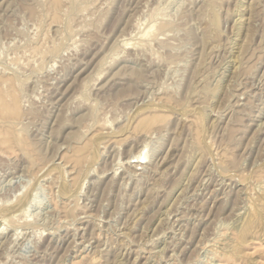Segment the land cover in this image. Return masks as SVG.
Segmentation results:
<instances>
[{
    "label": "rangeland",
    "instance_id": "374dc122",
    "mask_svg": "<svg viewBox=\"0 0 264 264\" xmlns=\"http://www.w3.org/2000/svg\"><path fill=\"white\" fill-rule=\"evenodd\" d=\"M0 111V264H264V0H0Z\"/></svg>",
    "mask_w": 264,
    "mask_h": 264
},
{
    "label": "bare ground",
    "instance_id": "6f19581e",
    "mask_svg": "<svg viewBox=\"0 0 264 264\" xmlns=\"http://www.w3.org/2000/svg\"><path fill=\"white\" fill-rule=\"evenodd\" d=\"M74 1V0H73ZM72 3V2H71ZM76 3V2H75ZM74 3V4H75ZM79 3V2H78ZM80 5V4H79ZM51 6V5H50ZM55 6V5H54ZM74 7H75V5H73ZM76 7H77V5H76ZM51 8V7H50ZM75 9V8H74ZM213 10H214V7H213ZM52 11V10H51ZM56 11V10H55ZM69 11V10H68ZM79 11V10H78ZM160 11H161V9H160ZM215 11V10H214ZM71 12V11H70ZM73 12V11H72ZM74 13V12H73ZM215 13V12H214ZM70 14V13H69ZM216 14H217V12H216ZM75 15V14H74ZM72 17H73V15H72ZM214 18H213V21H212V23L214 24V23H217L218 22V18H217V15H215L214 14V16H213ZM57 18V19H56ZM73 19V18H72ZM55 20L57 21L58 20V16L57 17H55ZM60 22V21H59ZM218 24V23H217ZM215 25V24H214ZM160 30H162V28H160ZM68 31V30H67ZM71 33V32H70ZM157 37V36H156ZM63 45V44H62ZM62 45L60 46L59 44L58 45H56V48H55V50L57 49L58 50V48H57V46H59V47H62ZM37 50L39 49V47L38 48H36ZM54 49V48H53ZM56 50V51H57ZM43 51V50H42ZM51 51V50H50ZM62 51V50H61ZM35 52H36V50H35ZM49 52V50L47 51V53ZM52 52V51H51ZM55 52V51H54ZM59 52H60V49H59ZM59 52H57V53H59ZM40 53V52H39ZM43 54H44V52H43ZM52 55V54H51ZM53 57V56H52ZM43 61V60H42ZM17 92H18V90H16ZM17 92H16V94H17ZM18 95V94H17ZM17 95H15V97H17ZM13 96H14V93H13ZM12 96V97H13ZM20 96V95H19ZM13 99H15L14 97H13ZM12 99V100H13ZM20 99V98H19ZM14 101H16V100H14ZM17 102V101H16ZM13 103H15V102H13ZM15 107H16V104L14 105ZM13 106V107H14ZM14 107V108H15ZM17 108V107H16ZM20 109L21 110H24V109H22V108H19V110H17V109H15L16 111H20ZM11 111V110H10ZM16 111H14V109H13V112H16ZM1 112V111H0ZM3 112V111H2ZM17 113V112H16ZM19 113H21V112H19ZM97 113V112H96ZM17 114H15L14 116H16ZM22 115V114H21ZM9 116V115H8ZM11 117H12V115H10ZM9 116V117H10ZM96 116V115H95ZM18 117H19V115H18ZM18 117H17V119H18ZM22 117H24L23 115H22ZM14 118V117H13ZM16 118V117H15ZM149 125V124H148ZM16 131V130H15ZM13 132V131H12ZM143 157V154H141V156H140V158H142ZM38 196V195H37ZM33 200V203H35V199H32ZM32 202V201H31ZM32 207V206H31ZM30 207V208H31ZM27 209H29V207L27 208ZM30 210V209H29ZM27 216V215H26ZM34 219V218H33ZM28 221V220H27ZM29 222V221H28ZM4 224H5V222H2V221H0V229L2 230L5 226H4ZM29 225V224H28ZM14 226V225H13ZM25 226H26V224H25ZM16 228V227H15ZM15 233V232H14ZM18 233V232H17ZM16 234V233H15Z\"/></svg>",
    "mask_w": 264,
    "mask_h": 264
}]
</instances>
